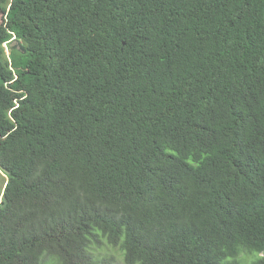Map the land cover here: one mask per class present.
Returning <instances> with one entry per match:
<instances>
[{"label": "trees", "instance_id": "obj_1", "mask_svg": "<svg viewBox=\"0 0 264 264\" xmlns=\"http://www.w3.org/2000/svg\"><path fill=\"white\" fill-rule=\"evenodd\" d=\"M0 13V264H264V0Z\"/></svg>", "mask_w": 264, "mask_h": 264}, {"label": "rangeland", "instance_id": "obj_2", "mask_svg": "<svg viewBox=\"0 0 264 264\" xmlns=\"http://www.w3.org/2000/svg\"><path fill=\"white\" fill-rule=\"evenodd\" d=\"M1 20H2V15L0 13V23H1ZM15 45V43H13L11 46ZM10 46V47H11ZM6 181H7V178L5 177V175H3L1 172H0V200H1V194L4 190V187H5V184H6ZM119 249L118 248H115L114 252H112V255L114 256L115 259H120V256L122 255L120 251H118ZM111 252V251H103L102 252V255L103 256H107L108 253ZM261 256V255H260ZM122 264H123V260H122Z\"/></svg>", "mask_w": 264, "mask_h": 264}, {"label": "water", "instance_id": "obj_3", "mask_svg": "<svg viewBox=\"0 0 264 264\" xmlns=\"http://www.w3.org/2000/svg\"><path fill=\"white\" fill-rule=\"evenodd\" d=\"M19 48L22 49V45L20 44V42H17L16 45L12 46L13 50H16V49H19Z\"/></svg>", "mask_w": 264, "mask_h": 264}, {"label": "clouds", "instance_id": "obj_4", "mask_svg": "<svg viewBox=\"0 0 264 264\" xmlns=\"http://www.w3.org/2000/svg\"><path fill=\"white\" fill-rule=\"evenodd\" d=\"M13 43H15V45H16V41H15V39H13V42L11 43V44H13ZM5 47H6V45H5ZM1 172V171H0ZM2 173V172H1ZM3 174V173H2ZM2 197V196H1Z\"/></svg>", "mask_w": 264, "mask_h": 264}]
</instances>
